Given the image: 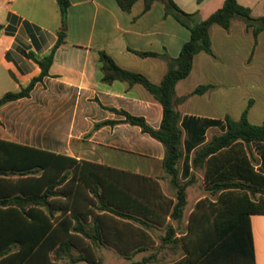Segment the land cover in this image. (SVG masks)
<instances>
[{
	"label": "trees",
	"instance_id": "trees-1",
	"mask_svg": "<svg viewBox=\"0 0 264 264\" xmlns=\"http://www.w3.org/2000/svg\"><path fill=\"white\" fill-rule=\"evenodd\" d=\"M115 1L124 13H129L138 1L143 2V12H147L156 0ZM160 1L164 16L174 18L190 36L175 59L132 50L143 58L167 60L168 70L159 84L151 83L141 73L122 69L106 52H99L101 81L144 87L162 106L159 128L151 127L143 117L113 108L108 110L123 119L104 121L94 128L125 123L139 127L161 143V165L176 192L175 200H167L165 216L160 218L157 211L162 206L152 178L0 140V264H99L95 249L105 246L130 260L134 254L154 248L152 233L157 227L164 229L160 238L163 245L183 251L182 259L168 264H255L250 217L264 215V152L262 167L257 170L250 146L264 144V122L257 125L249 121L252 99L238 120L230 116L223 120H182L173 99L177 83L190 75L194 57L201 52L213 55L209 34L213 25L229 30L233 19H240L256 44L258 35L264 33V17L252 16L251 9L238 0H225L206 19L192 24V14L182 11L174 0ZM57 2L61 26L55 45L43 57L30 54L40 74L19 91L0 97V107L28 98L34 87L49 76L54 55L66 38L69 2ZM212 87L199 85L191 95H203ZM211 126L223 132L204 143L205 131ZM192 151V168L203 171L204 190L216 199L198 201L185 233L177 236V228L166 222V216L177 222L182 219L186 189L196 178L193 173L182 182L181 163L183 160L182 175L186 177ZM154 258L155 254H150L131 264H153Z\"/></svg>",
	"mask_w": 264,
	"mask_h": 264
},
{
	"label": "crops",
	"instance_id": "crops-1",
	"mask_svg": "<svg viewBox=\"0 0 264 264\" xmlns=\"http://www.w3.org/2000/svg\"><path fill=\"white\" fill-rule=\"evenodd\" d=\"M224 1L202 0L199 3L197 0H174L182 11L192 14V24L206 19ZM68 2L65 42L54 55L49 76L34 87L28 98L0 107V140L72 158L77 162H90L152 178L159 191L158 203L162 206L157 215L163 218L167 200H175L176 194L161 165L163 145L139 127L125 123L94 128L104 121L123 119L109 108L143 117L151 127L159 128L162 106L141 85L130 86L120 81L103 83L99 52H106L122 69L141 73L151 83L159 84L168 70L167 60L143 58L132 50L166 54L175 59L183 44L189 40L190 33L171 16H164V4L160 0H156L147 12H143V2L138 1L129 13H124L115 0ZM238 3L250 8L252 16L264 17V0H238ZM60 26L57 0H0V97L7 92L19 91L40 74V68L30 54L37 57L47 55L57 41ZM209 34L213 55L197 54L190 75L175 86L173 103L182 120H223L229 115H218L210 108L215 90L226 88L228 82L241 80L254 83L257 79L250 74V70L259 55L263 33L258 35L255 44L245 23L233 19L229 30L213 25ZM239 55L246 59V67L237 72L232 68V60ZM217 65L222 68L217 69ZM207 74L212 79H207ZM202 84L213 87L203 95H191ZM222 132L217 126L208 127L204 143ZM250 147L255 168L260 170L264 144ZM193 154L194 151L190 154L186 177L182 175L183 160L181 163L180 180L185 182L193 173L196 178V182L186 189L187 204L182 219L177 222L166 216V222L174 228L184 223L183 231L177 236L185 233L188 218L198 201L216 199L204 190L203 171L193 170ZM250 224L254 263L264 264V215L251 216ZM135 228L149 233L148 229L139 225ZM161 229L163 227H157L154 231ZM141 253L134 254L130 260L124 259L130 264L140 261L134 258Z\"/></svg>",
	"mask_w": 264,
	"mask_h": 264
},
{
	"label": "rangeland",
	"instance_id": "rangeland-1",
	"mask_svg": "<svg viewBox=\"0 0 264 264\" xmlns=\"http://www.w3.org/2000/svg\"><path fill=\"white\" fill-rule=\"evenodd\" d=\"M262 36L259 55L256 63L250 70V74L254 75L257 79H255L254 83L241 80L237 83L228 82L226 88L215 90L210 108L215 110L218 115L222 116L228 114L231 118L238 119L241 112L248 105L249 100L252 99L253 104L248 114L250 122L257 125L264 122V33ZM245 60L246 59L241 58L240 55L233 58L232 68L234 71L239 72L241 69L244 70L246 67ZM220 68L222 67L217 65V69ZM206 76L208 77L207 79H212L210 74H207ZM252 159L254 161V157H252ZM183 224L184 223L182 222L177 228L179 233L183 231ZM163 235L164 229L152 233L154 248L150 249L148 252L138 254L134 260H141L143 257L149 256L150 254H155L153 264H168L180 259L183 255L182 250L180 248L174 249L171 246L163 245L160 241V238ZM73 254L76 256V253ZM95 254L100 261L99 264H130V261L122 258L114 249H111L108 246L95 249ZM63 264L71 263L65 262Z\"/></svg>",
	"mask_w": 264,
	"mask_h": 264
},
{
	"label": "built area",
	"instance_id": "built-area-1",
	"mask_svg": "<svg viewBox=\"0 0 264 264\" xmlns=\"http://www.w3.org/2000/svg\"><path fill=\"white\" fill-rule=\"evenodd\" d=\"M11 1H14V0H11Z\"/></svg>",
	"mask_w": 264,
	"mask_h": 264
}]
</instances>
